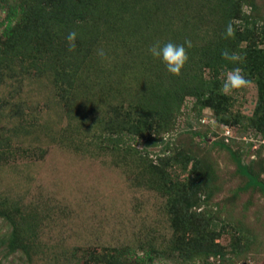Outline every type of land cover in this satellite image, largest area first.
I'll return each mask as SVG.
<instances>
[{
    "label": "rangeland",
    "instance_id": "1",
    "mask_svg": "<svg viewBox=\"0 0 264 264\" xmlns=\"http://www.w3.org/2000/svg\"><path fill=\"white\" fill-rule=\"evenodd\" d=\"M20 2L0 0V22ZM89 3L91 49L67 94L0 28V264H264V190L239 171L264 184L250 70L264 66V0ZM42 11L25 44L50 26ZM112 105L146 109L157 134L103 145Z\"/></svg>",
    "mask_w": 264,
    "mask_h": 264
},
{
    "label": "trees",
    "instance_id": "2",
    "mask_svg": "<svg viewBox=\"0 0 264 264\" xmlns=\"http://www.w3.org/2000/svg\"><path fill=\"white\" fill-rule=\"evenodd\" d=\"M3 1L5 2L6 0ZM32 3H37V5L32 6ZM89 4V0H25V2L22 3L6 4L8 6L7 12L5 18L0 22V28H3L1 37L5 39L3 46L8 48L17 45L23 49V59L26 57V61L35 69L46 68L55 71L58 79L62 82L64 81L67 94L71 92L73 88V81L71 79L74 78L75 71L80 69L77 68L76 65L88 59L91 49L86 39H84L85 34L95 31L94 26L89 24L90 22L88 20L89 14L91 13V10L88 8ZM41 5H46V8L47 6L51 7L46 11L44 10L46 8H40ZM40 10H43V17H49V20L52 22L49 27L41 31L40 37L37 39L39 43L35 42L32 46L30 43L25 44L29 37L26 33H23V30L25 32V29L34 23L33 20L39 17ZM182 20L179 22L181 23ZM14 22L17 23L14 24ZM75 32H78L80 37L72 36ZM239 32L240 31L237 33V41L240 42L246 39V41H248L247 44L251 45L254 43L252 42L254 41L253 39L251 41L243 34L239 35ZM249 45H247V49ZM253 50L254 49H250L248 51L254 53ZM195 59L203 60L202 53L199 52L195 58H192V61ZM185 63L186 65L180 69L183 74L189 65H195L193 62L190 64L189 61ZM251 64H253L250 65L252 67L250 68L252 71L251 75L252 78L257 77L259 92L258 102L253 117H264V74L263 72H259L264 70V66H261L263 65L261 60H256ZM190 83L191 80L188 81V85ZM215 83H218V81L216 80ZM190 87L198 88L199 86ZM186 89L187 87L185 90ZM208 90L210 92L209 101H218L219 94L218 91H216L217 89L214 90L213 88H209ZM188 93L197 96L198 92L190 91ZM214 109L217 113V109ZM145 111L146 109L131 108L130 106L129 108L110 106L105 115H101L103 117L98 120L97 124V135L101 143L106 146H115L114 148H116L126 137H146L145 134H149L150 130L156 129L158 125L155 124L151 126L149 122L150 119L147 117L149 111ZM155 134H157L156 131ZM233 160L239 164L238 159L233 157ZM239 171L247 178L248 186L258 187L264 190V184L258 181L255 176L248 174L244 166L239 165ZM0 214H3L1 210ZM106 264L117 263L113 259H109Z\"/></svg>",
    "mask_w": 264,
    "mask_h": 264
}]
</instances>
